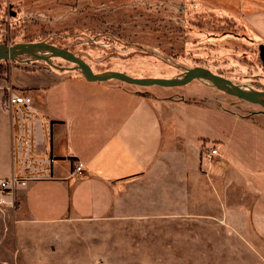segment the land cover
<instances>
[{
	"label": "rangeland",
	"instance_id": "rangeland-1",
	"mask_svg": "<svg viewBox=\"0 0 264 264\" xmlns=\"http://www.w3.org/2000/svg\"><path fill=\"white\" fill-rule=\"evenodd\" d=\"M36 41L69 50L96 72L168 79L204 67L249 91H264L258 51L264 46V0H0V43ZM1 65L7 68H0V101L24 67L50 70L39 60ZM136 87L172 99L170 140L179 150L164 165L166 173L156 170L142 185L145 205L141 200L123 216L55 225H37L16 206L0 205V264H264V242L254 238L248 217H225L215 205L214 212L207 210V197L199 193L204 186L196 187L191 174L199 168L205 178L204 166L219 168L226 146L232 168L238 158L250 177L264 180V109L202 80ZM214 147L221 153L208 163L204 155ZM6 157L0 117V165ZM255 163L263 168L256 173ZM177 171L185 174L180 198L174 197ZM248 178L230 187V205L243 194L249 204Z\"/></svg>",
	"mask_w": 264,
	"mask_h": 264
},
{
	"label": "crops",
	"instance_id": "crops-1",
	"mask_svg": "<svg viewBox=\"0 0 264 264\" xmlns=\"http://www.w3.org/2000/svg\"><path fill=\"white\" fill-rule=\"evenodd\" d=\"M103 71L109 70L98 72ZM15 74L12 93L27 96L30 102L0 101L7 152L0 179L29 180L24 187H15L12 205L2 206H16L37 225H55L123 216L141 200L145 205L142 185H149L156 170L166 173L164 165L179 151L170 140L172 99L150 97L145 90L116 80L88 82L76 71L24 67V73ZM230 152L226 146L219 152V168L204 166L205 178H200L199 168L192 169V181L196 187L204 186L199 193L207 197V210L214 212L216 207L225 217L247 216L254 238L264 242V180L250 177L237 157V168H232ZM77 162L83 165L79 176L72 174ZM254 166L255 173L263 169ZM246 175L251 183L249 204L243 194L237 205H230L226 194ZM182 179L181 171L173 176L177 184L173 188L178 189L174 197L181 196Z\"/></svg>",
	"mask_w": 264,
	"mask_h": 264
},
{
	"label": "water",
	"instance_id": "water-1",
	"mask_svg": "<svg viewBox=\"0 0 264 264\" xmlns=\"http://www.w3.org/2000/svg\"><path fill=\"white\" fill-rule=\"evenodd\" d=\"M261 65L264 68V46L258 47ZM28 58L19 60L18 57ZM57 57L67 61L71 66H57L51 59ZM13 60L17 62L43 61L48 67L58 71H76L88 82H106L116 80L134 86L150 87L158 85L161 87H181L196 80L214 82L216 88L224 94L241 99L249 104H256L264 109V91H249L242 89L240 85L234 84L231 80L221 77L204 67L186 68L181 74L168 79L157 78H133L126 73L113 70L96 72L79 56H76L67 49L60 48L52 43L44 41L21 42L13 45L0 43V61Z\"/></svg>",
	"mask_w": 264,
	"mask_h": 264
},
{
	"label": "built area",
	"instance_id": "built-area-1",
	"mask_svg": "<svg viewBox=\"0 0 264 264\" xmlns=\"http://www.w3.org/2000/svg\"><path fill=\"white\" fill-rule=\"evenodd\" d=\"M8 104H27L30 102V98L22 95H15L12 93L11 87H8ZM219 156L217 149L210 148L204 155V160L208 163L211 162L212 158ZM74 175L79 176L83 172V165L77 162L72 171ZM29 180L28 177L24 176H12L9 179H0V205H12V196L15 187H24L26 182Z\"/></svg>",
	"mask_w": 264,
	"mask_h": 264
},
{
	"label": "bare ground",
	"instance_id": "bare-ground-1",
	"mask_svg": "<svg viewBox=\"0 0 264 264\" xmlns=\"http://www.w3.org/2000/svg\"><path fill=\"white\" fill-rule=\"evenodd\" d=\"M206 83H209V84H212L215 88H216V84L214 83V82H207V81H205ZM240 87L242 88V89H246L243 85H240Z\"/></svg>",
	"mask_w": 264,
	"mask_h": 264
},
{
	"label": "trees",
	"instance_id": "trees-1",
	"mask_svg": "<svg viewBox=\"0 0 264 264\" xmlns=\"http://www.w3.org/2000/svg\"><path fill=\"white\" fill-rule=\"evenodd\" d=\"M2 62H5V61H0V68H7V67H4L3 65H1ZM50 68V67H49ZM51 69V68H50Z\"/></svg>",
	"mask_w": 264,
	"mask_h": 264
}]
</instances>
